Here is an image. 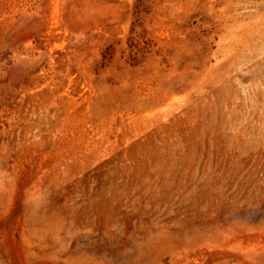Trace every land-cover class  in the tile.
Listing matches in <instances>:
<instances>
[{"label": "rangeland", "instance_id": "1", "mask_svg": "<svg viewBox=\"0 0 264 264\" xmlns=\"http://www.w3.org/2000/svg\"><path fill=\"white\" fill-rule=\"evenodd\" d=\"M0 264H264V0H0Z\"/></svg>", "mask_w": 264, "mask_h": 264}]
</instances>
